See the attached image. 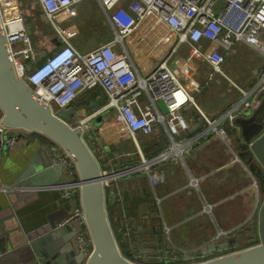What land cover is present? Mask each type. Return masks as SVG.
I'll list each match as a JSON object with an SVG mask.
<instances>
[{
	"label": "crops",
	"instance_id": "crops-1",
	"mask_svg": "<svg viewBox=\"0 0 264 264\" xmlns=\"http://www.w3.org/2000/svg\"><path fill=\"white\" fill-rule=\"evenodd\" d=\"M84 2H87L86 5ZM87 14L94 16L99 32L110 34L103 42L112 35L111 26L98 0H80L74 5L72 15L68 16L64 13L58 15L60 23L69 34L72 46L78 51L82 49L81 43H73L71 39H75L77 34L83 32L80 26L84 23L83 17ZM104 18L109 29L102 31ZM52 41L53 48L50 52L42 47H35L40 54L48 55L61 47L56 37H52ZM123 46L141 73L167 56V62L172 61L176 73L172 71L191 91L194 100L196 94L198 96L202 93L216 74L209 79V65L203 60L190 56L185 43L175 45L173 33L153 15L147 16L125 37ZM263 65L264 55L261 52L244 42H237L225 55L221 70L222 75L232 86L247 88L253 84ZM202 72H205L206 76L202 75ZM213 89L214 87L207 94L211 101L217 99ZM237 95L227 100L221 107L215 109L206 107L205 111L196 100L195 102L204 113L215 116L229 102L236 99ZM261 99H264V92L259 96V101ZM94 103L97 104L96 107L105 103L104 92L98 87L80 92L72 102V107L79 111L76 114L78 115L87 113L90 107L95 108ZM111 111L107 110L103 113L99 125L91 122L89 130V139L93 148L89 147L98 161L102 162L101 168L109 165L112 168L120 166L132 168L134 164L140 163L137 153L139 149L147 146L150 151L152 148L158 151L163 148L166 135L161 125L155 126L152 134L154 138L146 141L145 144H141L137 139L139 149L134 142L132 143L135 150L125 148L122 142L128 134L122 124L114 122V112ZM183 113L191 131L200 127V120L194 107H185ZM238 131V129L236 131L232 128L227 129L234 145L237 143V146H234L237 152L240 150L236 139L239 136ZM31 133H27L29 138L26 139L19 136L17 131L18 138L14 149H5L0 153V221L9 227L16 226V230L23 236L47 221H58L70 206L60 197L57 189L46 187L35 189L26 200L15 199L17 207L13 212L9 210L12 203L8 193L15 188V182L28 165L38 145L45 143L55 149L51 141L42 142L32 138ZM137 136L144 137L142 134ZM231 156L222 141L211 135L195 145L182 162L171 161L157 165L155 169L163 171V180L154 190L150 189L149 179L142 170L111 180L107 188L109 195L106 197L105 194V199L113 204L112 217L117 223L116 229L120 231L118 237L124 239L129 254L139 250L142 262L138 263L189 264L259 242V236L253 233V229L257 225L256 216L258 217V210L264 199V190L260 188L258 182L257 186L253 185V180L256 178L253 173L246 172L240 162L229 163ZM241 159L245 160L244 157ZM165 166L168 167L167 170ZM190 177L198 180L197 187L187 185ZM64 179V175L60 173L58 182ZM117 190L120 195V199L117 200L120 201H114L112 198V192ZM205 203L210 204L209 211L204 210ZM166 221L170 222V227ZM164 226L167 227V232ZM169 230L174 238L172 242L168 241ZM130 240L135 242L131 243ZM214 244H227V246L210 252L209 247ZM76 249L78 250L77 247ZM166 249L169 250L166 252ZM0 264H3V261L0 260ZM6 264L15 263L13 259H8Z\"/></svg>",
	"mask_w": 264,
	"mask_h": 264
},
{
	"label": "built area",
	"instance_id": "built-area-1",
	"mask_svg": "<svg viewBox=\"0 0 264 264\" xmlns=\"http://www.w3.org/2000/svg\"><path fill=\"white\" fill-rule=\"evenodd\" d=\"M79 1L37 0L53 36L61 43V47L45 56L32 42L20 0H0V27L8 57L17 73L30 86L34 97L48 104L54 113L72 107V102L83 90L98 87L104 92L105 103L87 113L76 115L79 111L73 107L75 113L69 124L79 127L82 137L85 132L90 137L91 119L107 110L114 112V122L125 127L137 147V135L153 134L156 125L162 126L166 143L154 155L140 153V163L132 168H112L111 165L101 168L105 176L110 174L103 181L104 188L109 187L113 179L142 170L149 179L150 189L154 190L163 180V171L154 166L182 162L195 145L211 135L228 148L232 155L229 163L240 162L244 170L252 174L234 147L237 143L234 145L227 129L234 127L237 115L253 108L259 101L264 92V65L251 86L242 88L236 85L237 99L229 102L217 115L209 116L197 106L191 91L168 66L167 56L141 73L123 43L139 23L153 15L173 33L175 45L185 43L190 56L209 65L208 77L211 79L216 72L222 73L225 55L237 42H244L264 55V0H98L112 35L87 52H80L72 46L69 34L58 18L63 13L72 15L74 5ZM60 53L63 54L61 59L51 66ZM45 66L48 70L41 72ZM32 81H35L34 85ZM187 106L197 110L200 120V127L194 131L189 128L183 113ZM17 138V130L0 122V153L14 149ZM55 149L49 161L51 165L60 166L65 179L51 188L57 189L60 197L70 205L58 226L75 229L77 248L86 256L92 244L79 200L80 181L70 156L59 147ZM197 181L190 177L187 185L197 187ZM253 185L257 186L256 179ZM119 197L118 190L112 192L114 201H120L117 200ZM203 208L209 211L210 204L205 203ZM164 228L167 232V227Z\"/></svg>",
	"mask_w": 264,
	"mask_h": 264
},
{
	"label": "water",
	"instance_id": "water-1",
	"mask_svg": "<svg viewBox=\"0 0 264 264\" xmlns=\"http://www.w3.org/2000/svg\"><path fill=\"white\" fill-rule=\"evenodd\" d=\"M96 107V103H94ZM88 106L86 105V108ZM91 111V107L88 108ZM0 122L18 131L19 136L29 138L27 133L36 132L48 138L64 150L73 160L80 181L79 200L84 211L86 228L92 248L88 255L77 250L75 229L58 226V221H47L32 232L23 234L16 226H6L0 221V260L6 264L13 259L15 264H139L125 256L120 249L125 241L116 238L105 208L104 179L109 175L101 172V165L87 141L81 136L79 127L69 124L74 108L51 107L34 97L30 86L19 76L12 60L8 57L0 27ZM102 115L91 122L99 125ZM233 131L239 130L237 140L241 157L264 190V99L234 118ZM2 147L0 139V148ZM55 150L45 143L38 145L22 171L14 189L8 193L12 205L15 199L26 200L38 188L51 187L58 182L60 166L51 165L49 156ZM4 222V221H3ZM5 223V222H4ZM253 233L259 242L243 249L230 251L206 260L189 264H264V199L258 210L257 225ZM227 244L210 246V252L225 248Z\"/></svg>",
	"mask_w": 264,
	"mask_h": 264
},
{
	"label": "rangeland",
	"instance_id": "rangeland-1",
	"mask_svg": "<svg viewBox=\"0 0 264 264\" xmlns=\"http://www.w3.org/2000/svg\"><path fill=\"white\" fill-rule=\"evenodd\" d=\"M20 1L22 4V9H23V13L25 16V21H26L27 25L29 26V30L31 33V39H32L33 44L35 46L42 47L45 50L50 52L53 48L52 37H55V36H53V31L51 30L49 23L43 17L42 12L40 11V8L37 4V0H20ZM86 3L87 2H84V5H86ZM104 21L105 22L101 25L102 31H104V29L105 30L109 29L105 18H104ZM83 22L84 23H81V26H80L83 29V32L77 34L75 36V39H71V41L73 43H81L80 47L82 49L79 48L80 52H84L85 50H88L89 48H93L98 43L103 42L104 39H106L110 36V34L108 32L104 33V32L98 31V25L96 23L97 21H95L94 16H91L90 14L85 15V17H83ZM183 46H181V47H183ZM41 52H43V51H41ZM167 63H168V66L171 68V70H173L176 73V71L174 70V67L172 65V61L168 60ZM202 75L206 76L205 72H202ZM212 87H214L213 90H215V94L217 95V99L215 101H211L207 97V94L210 92ZM236 95H237V88L232 86L231 83L229 82V80H227L222 75V73L216 72V74L211 79V81L208 82V84L206 85V88L203 90V92L200 93L198 96L196 94L195 100L197 101L199 106L201 108H203V110L206 107H212L213 109H215V108L221 107L227 100L232 99ZM238 97H239V94L237 95L236 99ZM159 104L161 106V109L164 110V106L161 103V101H159ZM101 115H103V113H101ZM111 115H112V113H111ZM83 137L87 141L88 145L91 148H93L90 139L86 136V132L83 134ZM153 138H154V136L152 134L144 135V137L137 136V139L141 144L142 143L145 144L146 141L148 142L149 140H151ZM132 142H133V140L128 135L127 137L124 138L122 143H123L125 148L133 151V150H135V147H134ZM53 147L57 148L56 145ZM94 150L96 151V149H94ZM158 151H156L153 148L150 151L148 149V147L145 146L143 149H141L140 152L137 151V153H138V155L141 153L144 156L145 155L152 156ZM99 163L101 164V167H102L103 166L102 162L99 161ZM155 167L156 166H154V168ZM167 168L168 167L165 166V170H167ZM120 177H123V176H120ZM107 188L108 187L105 188L106 197H108V195H109ZM105 202H106L105 205H107L108 201H105ZM107 206H106V209H107ZM119 212H120V209H119ZM256 219H257V216H256ZM166 224L168 225V227H170V222L166 221ZM161 230H163V229L161 228ZM113 233H114L115 237L118 238L120 231L115 229V230H113ZM169 238H170V240L168 239V241H171V242L174 241L171 230H169ZM130 242H131V240H130ZM134 242L135 241H133L131 243H134ZM128 257L131 260H133L134 262H139L142 259V256L140 258L139 250H134V253H132ZM139 264H142V263H139Z\"/></svg>",
	"mask_w": 264,
	"mask_h": 264
},
{
	"label": "trees",
	"instance_id": "trees-1",
	"mask_svg": "<svg viewBox=\"0 0 264 264\" xmlns=\"http://www.w3.org/2000/svg\"><path fill=\"white\" fill-rule=\"evenodd\" d=\"M31 34V33H30ZM31 137L33 138H37L38 140H40V141H42V142H48V143H50V140L48 139V138H46L45 136H42L41 134H39V133H36V132H32L31 133ZM35 140V139H34ZM39 142V141H38ZM105 201H107V198L105 199ZM106 204V203H105ZM108 205V206H107ZM107 205H105V208H106V206H107V209H106V211H107V216H108V219H109V222H110V225H111V228H112V230H115L116 228H117V223L115 222V220H113V217H112V205L113 204H111V203H108L107 202ZM118 211H119V209H118ZM126 243H125V245H121L120 246V249H121V252L125 255V256H129L130 254H129V250H127L126 249Z\"/></svg>",
	"mask_w": 264,
	"mask_h": 264
},
{
	"label": "clouds",
	"instance_id": "clouds-1",
	"mask_svg": "<svg viewBox=\"0 0 264 264\" xmlns=\"http://www.w3.org/2000/svg\"><path fill=\"white\" fill-rule=\"evenodd\" d=\"M58 49V48H57ZM57 49H55V50H57ZM51 54V53H50ZM62 53H60L52 62H51V66H53L58 60H60L61 59V57H62ZM46 70H48V68L45 66V67H43L42 68V71L41 72H44V71H46ZM32 84L34 85L35 84V81H32Z\"/></svg>",
	"mask_w": 264,
	"mask_h": 264
}]
</instances>
